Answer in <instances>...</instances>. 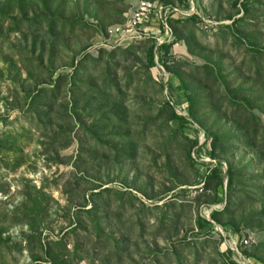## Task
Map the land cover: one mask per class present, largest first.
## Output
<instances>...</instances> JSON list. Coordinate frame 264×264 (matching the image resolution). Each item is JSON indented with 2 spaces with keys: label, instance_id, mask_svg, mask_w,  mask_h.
Wrapping results in <instances>:
<instances>
[{
  "label": "rangeland",
  "instance_id": "1",
  "mask_svg": "<svg viewBox=\"0 0 264 264\" xmlns=\"http://www.w3.org/2000/svg\"><path fill=\"white\" fill-rule=\"evenodd\" d=\"M134 2L0 0V264H264V0H194L166 74L93 49Z\"/></svg>",
  "mask_w": 264,
  "mask_h": 264
},
{
  "label": "built area",
  "instance_id": "2",
  "mask_svg": "<svg viewBox=\"0 0 264 264\" xmlns=\"http://www.w3.org/2000/svg\"><path fill=\"white\" fill-rule=\"evenodd\" d=\"M198 7L194 0H136L123 20L109 24L98 35L93 49L113 48L139 38H153L155 48L156 67L162 73H168L171 47L167 51L161 49L163 44L174 42L176 35L172 27L173 18H185L198 14ZM212 16L204 20L212 21ZM166 55V62L160 59V54ZM249 242L250 238L244 239Z\"/></svg>",
  "mask_w": 264,
  "mask_h": 264
},
{
  "label": "trees",
  "instance_id": "3",
  "mask_svg": "<svg viewBox=\"0 0 264 264\" xmlns=\"http://www.w3.org/2000/svg\"><path fill=\"white\" fill-rule=\"evenodd\" d=\"M170 47V44H163L161 49H163L164 51H167ZM160 59L164 62H166V55L164 53L160 54ZM148 65L149 66H155L156 65V60H155V48H154V43L151 44L149 51H148ZM175 115L182 120H186L191 118L190 114L189 117L186 116L185 114L179 113L178 111L175 112Z\"/></svg>",
  "mask_w": 264,
  "mask_h": 264
}]
</instances>
